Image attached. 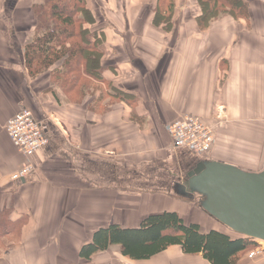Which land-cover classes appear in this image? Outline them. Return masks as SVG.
Masks as SVG:
<instances>
[{
    "label": "crops",
    "instance_id": "0c3cea01",
    "mask_svg": "<svg viewBox=\"0 0 264 264\" xmlns=\"http://www.w3.org/2000/svg\"><path fill=\"white\" fill-rule=\"evenodd\" d=\"M247 1L248 22L224 17L200 30L196 0H174L164 30L153 24L155 0H86L93 20L84 28L97 31L102 75L119 92L69 103L49 70L31 76L25 66L32 6L43 0H0V212L25 218L0 264H211L178 245L141 260L123 256L120 245L79 257L96 229L135 228L166 211L202 233L249 238L206 211L184 178L199 161L264 171V1ZM22 108L50 120L48 143L28 158L4 130ZM188 113L215 125L209 152L173 147L167 125ZM27 160L34 172L11 181ZM256 247L236 264H264V253L248 257Z\"/></svg>",
    "mask_w": 264,
    "mask_h": 264
},
{
    "label": "trees",
    "instance_id": "16d2710c",
    "mask_svg": "<svg viewBox=\"0 0 264 264\" xmlns=\"http://www.w3.org/2000/svg\"><path fill=\"white\" fill-rule=\"evenodd\" d=\"M153 24L170 30L174 14V0H155ZM264 1V0H263ZM200 14L196 17L198 29L205 30L220 18L249 21L247 0H196ZM36 26L32 40L25 46V66L31 76L50 71L51 78L66 82L63 93L77 102L93 94L86 80L104 83L99 66L101 51L97 31L84 28L92 22L86 0H43L32 6ZM57 65V66H56ZM73 76V79H69ZM107 85H111L107 81ZM117 94V92L115 91ZM77 96V99L74 97ZM20 183V182H19ZM11 208L0 212V250L6 252L5 242L13 241L25 218L9 219ZM112 245L121 246V254L141 260L154 257L171 245H178L186 254H201L211 264H236L240 253L257 246L250 238L233 239L231 236L210 230L200 232L198 224H185L176 212L148 215L135 228L117 224L96 229L89 242L79 250V257H91L106 251Z\"/></svg>",
    "mask_w": 264,
    "mask_h": 264
},
{
    "label": "water",
    "instance_id": "95a60500",
    "mask_svg": "<svg viewBox=\"0 0 264 264\" xmlns=\"http://www.w3.org/2000/svg\"><path fill=\"white\" fill-rule=\"evenodd\" d=\"M184 178L204 197L206 211L235 231L264 241V171L244 173L229 165L199 161Z\"/></svg>",
    "mask_w": 264,
    "mask_h": 264
},
{
    "label": "built area",
    "instance_id": "2783aa9c",
    "mask_svg": "<svg viewBox=\"0 0 264 264\" xmlns=\"http://www.w3.org/2000/svg\"><path fill=\"white\" fill-rule=\"evenodd\" d=\"M222 118L220 110L215 115ZM49 119L47 116L38 118L30 108H22L10 117L4 125V130L19 153L28 158L38 149L46 146ZM216 127L207 123L200 116L184 114L167 125V132L174 148H187L196 153L209 152L215 142ZM33 164L27 160L19 169L10 175V180L16 181L34 172ZM264 246L260 245L248 254L249 258L261 255Z\"/></svg>",
    "mask_w": 264,
    "mask_h": 264
},
{
    "label": "rangeland",
    "instance_id": "374dc122",
    "mask_svg": "<svg viewBox=\"0 0 264 264\" xmlns=\"http://www.w3.org/2000/svg\"><path fill=\"white\" fill-rule=\"evenodd\" d=\"M57 66V65H56ZM73 76H69V79H73L72 78ZM104 78V77H103ZM52 79V83H54V88H56V89H58V95L60 96V93L59 92H62V94H64L63 93V91H64V89H65V87H67L68 86V84L66 85V82H64L63 81V79L61 80V79H58V77H56L55 79H53V78H51ZM105 79V78H104ZM87 81H89L88 83L89 84H91L90 86H91V88L90 89H92V88H95L96 90H95V92H94V94L96 95V96H103V95H106V93H108V95H111V96H117V94L115 93V91L118 93L119 91L116 89V88H114L113 87V85H112V83H111V85H110V87L109 88H111L112 87V89H109L108 88V86H106V88L105 89H107V90H105L103 87H102V83H100V82H96L97 84H95L94 83V81H92V80H86V82ZM105 82H106V85H107V80L105 79ZM53 89V88H52ZM110 90V91H109ZM115 90V91H114ZM65 95V94H64ZM66 96V95H65ZM65 98V97H64ZM75 99H77V96L76 97H74ZM66 100H67V102H75V103H77V101H75L74 99L72 100L71 98H65ZM65 99H63V100H65ZM105 99V98H104ZM107 100V99H106ZM79 104H82V103H79ZM216 139V138H215ZM215 143V142H214Z\"/></svg>",
    "mask_w": 264,
    "mask_h": 264
}]
</instances>
